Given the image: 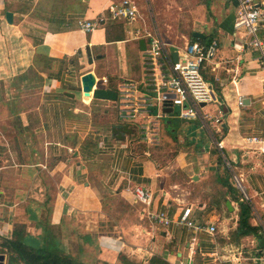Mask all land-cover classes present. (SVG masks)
<instances>
[{"label": "crops", "instance_id": "obj_1", "mask_svg": "<svg viewBox=\"0 0 264 264\" xmlns=\"http://www.w3.org/2000/svg\"><path fill=\"white\" fill-rule=\"evenodd\" d=\"M121 1L0 0V235L12 237L20 226L28 243L41 245L47 227L53 235L75 233L108 216L84 230V239L118 260L147 264L158 256L167 264H213L249 240L254 247L243 252L264 264V67L245 30L235 27L239 0H204L206 10L194 23L203 27L195 30L205 34L203 43L218 42L206 72L219 103L205 111L220 117L221 125L213 117L209 125L194 120L191 127L161 132L160 118L169 112L149 119L153 133L183 139L167 164L157 150L134 148L135 136L116 137L114 127L126 124L117 100L82 90V76L90 71L98 87L116 92L122 82L145 76L140 41L146 40L129 32L154 24L161 31L158 0H135L143 17L132 22L109 16V6ZM102 14L107 17L97 29H82L80 20ZM191 35H183V44L193 41ZM226 159L250 197L256 235L236 234L241 195L230 184ZM136 185L152 191L150 205L135 202ZM188 207L191 219L206 228L179 223ZM150 212H166L171 222L163 225Z\"/></svg>", "mask_w": 264, "mask_h": 264}, {"label": "built area", "instance_id": "obj_2", "mask_svg": "<svg viewBox=\"0 0 264 264\" xmlns=\"http://www.w3.org/2000/svg\"><path fill=\"white\" fill-rule=\"evenodd\" d=\"M107 12L112 19H125L130 22L142 16L139 5L135 0H122L109 6ZM107 14H102L96 19L80 20L82 29L92 32L106 19ZM236 28H244L250 36L249 45L258 51V58L264 67V5L254 0H239V7L235 19ZM133 39L145 38L143 50L145 61V76L142 80H127L120 84L117 97L119 118L122 123L135 124L142 130L143 138L149 141L156 139V132H152L149 119L153 116L161 117L166 108L179 106L177 115L181 119L202 120L209 125L208 120L213 118L206 106L218 100L213 83L206 78L205 71L208 63L216 56L218 42L205 44L198 40L187 41L183 45H174L168 42L159 28L154 24L149 28L136 27L130 32ZM107 81V79H104ZM239 105H244V97L239 96ZM158 109V114H153V109ZM223 110L220 108L219 113ZM219 126L220 117H214ZM153 122V121H152ZM151 122V123H152ZM157 130V129H156ZM249 142H261L258 137H247ZM222 148L221 142L218 143ZM237 188L243 193L242 197L250 201L243 180L235 172V167L226 159ZM134 200L138 204L150 205L152 191L145 186L136 185L132 189ZM191 208H185L179 223L190 228L204 229L205 226L197 225L191 219ZM149 215L159 223L168 225L171 219L166 212H150ZM210 232L216 230L211 225ZM185 264H193L189 260Z\"/></svg>", "mask_w": 264, "mask_h": 264}, {"label": "rangeland", "instance_id": "obj_3", "mask_svg": "<svg viewBox=\"0 0 264 264\" xmlns=\"http://www.w3.org/2000/svg\"><path fill=\"white\" fill-rule=\"evenodd\" d=\"M203 2L204 0H158L156 2V7L159 12L158 22L161 31L164 34L167 41H169L170 43L180 45L183 44L185 40L183 38V35H187V37L190 38V35L193 31L198 29H203V27L200 28L197 25L194 26V23L196 21L195 19L199 18L200 14L203 15L206 10ZM238 29L245 30L244 28H238ZM245 32L250 40L249 33L246 30ZM207 34L208 36H210L209 33ZM217 103H219L218 100L212 102L211 104L213 105ZM157 111L158 109L156 108V112ZM178 111H179V106H175L173 112L167 113L166 116L160 118L161 123L159 126L161 132L162 130L166 131L167 128H172V126L182 127L183 125H188L189 127H191L190 125L193 123L194 120L181 119L177 115ZM169 121L171 124L169 123ZM140 131L142 130H138L137 136H135L136 139L135 137L131 139L132 146L136 148L138 151L143 150L145 147L157 150L159 153H162L161 154L162 159L160 158L161 159L160 161L166 164L170 159L173 158L172 154H174L179 149L177 144L178 143L184 144L183 139H179V137L177 138L176 136L171 137L168 135L169 139L162 138L160 131H159L160 135L159 134L157 136L155 135L156 139L154 138L153 140L149 141L147 138H143L144 134L140 133ZM171 132L174 131L171 129ZM206 140H207L206 143H210L211 139L206 137ZM166 152L168 153V155L165 154ZM233 182L239 194L243 195V193L237 188L236 182L234 180ZM107 217H102L104 218L102 220H105L106 222V220L108 219L105 218ZM90 219H92V217ZM102 220H99V222H97L96 219H95L96 222L89 221L90 224L88 223L84 225L86 227L89 226L88 229L87 228L82 229L78 227L75 233H72V230H70L71 233L67 234L66 232L67 230L64 229L63 232H59L56 235H54V239L57 241L58 244H60V247L64 250L65 253H70L87 264H129L128 259L125 256H123V258H121V256H118L120 257L119 258L120 261H119L117 259V256H113V254L110 251L107 252L101 251L99 244L97 243L93 244L91 241L87 242L84 239V236H86V234H83V231L84 230L91 231L92 228H94L93 225L99 226L100 222H104ZM59 231L61 230L59 229ZM94 236L97 237L98 235L95 234ZM32 238L38 239L35 235L31 236V239ZM39 239H41L40 236ZM39 242L41 243V241ZM250 244L251 241L247 240L245 242L244 247H239L240 249L238 250L237 249L233 251L231 250L229 251V253L227 252L225 258H223L218 263H213V264H262L261 261H254L250 259L251 257H253L252 252L250 253H248V251L243 252V250H245L244 248H248L250 249V251H252L254 245L252 244L250 245ZM4 264H8L7 255Z\"/></svg>", "mask_w": 264, "mask_h": 264}, {"label": "trees", "instance_id": "obj_4", "mask_svg": "<svg viewBox=\"0 0 264 264\" xmlns=\"http://www.w3.org/2000/svg\"><path fill=\"white\" fill-rule=\"evenodd\" d=\"M191 39L205 42V39H199L193 35H191ZM205 76L207 79H212L209 78L206 71ZM230 176L233 182L231 173ZM230 184L231 186H235L234 182V185L232 183ZM230 184L227 183L228 186H230ZM238 202L240 213L238 227L236 229L237 236L243 237L250 234L256 235L260 228L259 226L252 225L250 222V219L252 218L251 203L244 199L242 195L241 198L238 199ZM25 234L26 231L22 227L17 226L12 237L0 235V253L7 255L8 264H87L74 255L65 253L60 247V244L54 239V235L48 227L45 229V233L41 235L43 241L41 245L28 243L24 238ZM128 263L143 264L130 260H128ZM147 264H167V262L158 256H154Z\"/></svg>", "mask_w": 264, "mask_h": 264}, {"label": "water", "instance_id": "obj_5", "mask_svg": "<svg viewBox=\"0 0 264 264\" xmlns=\"http://www.w3.org/2000/svg\"><path fill=\"white\" fill-rule=\"evenodd\" d=\"M6 19L9 22L13 21V13L10 11L6 12ZM193 35L198 38H205V34L202 32L194 31ZM140 46L142 49L145 48V41H140ZM92 62L93 59L91 58ZM82 90L86 96H92L97 99H108V100H117L118 93L114 90L104 87L97 86V77L94 72H87L82 76ZM166 112H173V108H166ZM116 137L120 140H129L131 137L137 135V126L135 124H122L117 125L113 129ZM227 206L231 209V202H227ZM5 254L0 253V264L5 263Z\"/></svg>", "mask_w": 264, "mask_h": 264}]
</instances>
